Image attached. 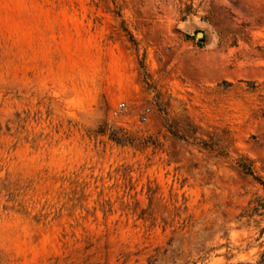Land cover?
I'll return each mask as SVG.
<instances>
[{"label":"rangeland","instance_id":"374dc122","mask_svg":"<svg viewBox=\"0 0 264 264\" xmlns=\"http://www.w3.org/2000/svg\"><path fill=\"white\" fill-rule=\"evenodd\" d=\"M239 165L264 0H0V264H264Z\"/></svg>","mask_w":264,"mask_h":264},{"label":"trees","instance_id":"16d2710c","mask_svg":"<svg viewBox=\"0 0 264 264\" xmlns=\"http://www.w3.org/2000/svg\"><path fill=\"white\" fill-rule=\"evenodd\" d=\"M240 168L244 171V173L249 174L255 181L258 182L259 185L264 187V182L261 181L258 177L253 175V171L250 167H245L239 165ZM264 215V199L260 197H255L252 201L249 202V220H252L256 216H263ZM264 262V252L261 254V261L260 263Z\"/></svg>","mask_w":264,"mask_h":264},{"label":"built area","instance_id":"2783aa9c","mask_svg":"<svg viewBox=\"0 0 264 264\" xmlns=\"http://www.w3.org/2000/svg\"><path fill=\"white\" fill-rule=\"evenodd\" d=\"M125 107V103H120V104H118V106H117V110H121L122 108H124Z\"/></svg>","mask_w":264,"mask_h":264},{"label":"water","instance_id":"95a60500","mask_svg":"<svg viewBox=\"0 0 264 264\" xmlns=\"http://www.w3.org/2000/svg\"><path fill=\"white\" fill-rule=\"evenodd\" d=\"M203 37V33L202 32H197L196 33V38L201 39Z\"/></svg>","mask_w":264,"mask_h":264}]
</instances>
